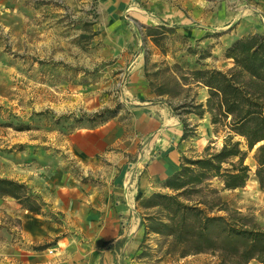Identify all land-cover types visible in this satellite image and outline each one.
<instances>
[{"label": "rangeland", "instance_id": "rangeland-1", "mask_svg": "<svg viewBox=\"0 0 264 264\" xmlns=\"http://www.w3.org/2000/svg\"><path fill=\"white\" fill-rule=\"evenodd\" d=\"M247 1L255 3L235 0L232 6ZM98 2L0 0V177L30 182L27 185L42 198L49 194L48 179L65 170L84 175L83 168L65 153L69 136L130 115L119 71L113 60L104 58L108 52L101 41ZM256 21L245 23V29H227L220 44L201 40L191 44L168 28L157 46L149 32L144 33L151 42L146 68L151 89L167 91L163 101L191 129L183 165L194 169L196 161L225 150L218 166L227 180L226 172L232 171V165L240 169L239 160L246 154L243 167L250 171L235 179L243 187L225 189L223 180L211 174L206 183L217 194L207 193L204 201H229L264 228V191L251 183L258 173L264 182V169H259L264 155V148L259 149L264 142V21ZM90 95L109 100L108 106L88 108ZM105 111H116V116L97 117ZM202 113L206 122L199 120ZM249 113L255 115L243 122ZM203 124L212 129L210 136L203 134L206 141H200L197 133ZM254 142L258 143L252 148ZM44 211L46 215H35L12 198H0V264L26 259L28 251L41 246L49 258L57 254L66 231H60L62 220L55 211L48 206ZM158 240L164 246L163 238H149L127 264H217L216 258L204 254L185 259L166 256Z\"/></svg>", "mask_w": 264, "mask_h": 264}, {"label": "crops", "instance_id": "crops-1", "mask_svg": "<svg viewBox=\"0 0 264 264\" xmlns=\"http://www.w3.org/2000/svg\"><path fill=\"white\" fill-rule=\"evenodd\" d=\"M254 2L232 6L235 0H99L101 41L108 52L104 58L113 60L119 71L130 115L79 129L65 140V153L84 175L65 170L48 179L50 190L43 199L61 217L66 238L53 258L44 251H28L26 259H13L12 264H127L147 238L156 236L143 225L147 211L141 200L169 191L165 182L181 170L188 148L182 120L151 89L146 70L151 42L144 31L164 26L191 44H220L227 29L264 21V0ZM87 102L93 110L109 104L97 95ZM204 117L199 120L206 122ZM203 125L197 131L200 141L212 132ZM88 175L90 180L83 182ZM251 183L264 191L258 179Z\"/></svg>", "mask_w": 264, "mask_h": 264}, {"label": "trees", "instance_id": "trees-1", "mask_svg": "<svg viewBox=\"0 0 264 264\" xmlns=\"http://www.w3.org/2000/svg\"><path fill=\"white\" fill-rule=\"evenodd\" d=\"M167 29L158 26L147 27L146 30L155 45L160 46V37ZM155 93L158 96L168 95L162 87L155 89ZM108 113L112 114L110 117L116 116V111H105L97 117L104 118ZM253 115L255 113L246 114L242 121H248ZM200 116L202 118L203 113ZM183 128V139H187L191 129L185 122ZM257 143H252L251 147ZM263 148L264 145L259 146V149ZM224 154L225 150L220 155L196 161L194 169L182 165L181 170L165 182V187L172 194L156 192L140 203L144 210L153 211L144 217L143 225L149 234L163 238L164 246L161 240H158V244L161 249L164 248L166 256L185 259L204 254L216 258L217 264H250L252 261L264 264V228L256 222L255 217L233 208L229 201H204L207 193L217 194V190H210L209 183H206L211 180V174H217L213 177L223 180L225 189H236L243 186L235 184V179L239 174L250 171L249 167H243L246 154H242L239 160L241 168L236 169L232 165L231 172L234 174H229L231 172L228 170L226 180L225 176L220 175L222 169L218 166L219 158ZM259 169H264V155L259 159ZM257 179L264 188L260 173ZM195 195L199 198L194 199ZM4 197L14 199L30 213L46 215L44 209L47 203L26 183L0 177V198ZM147 241L149 238L145 243ZM44 249L45 246H41L37 250Z\"/></svg>", "mask_w": 264, "mask_h": 264}]
</instances>
